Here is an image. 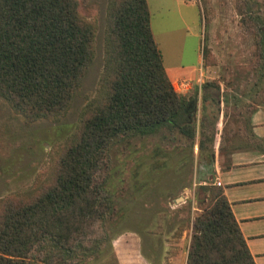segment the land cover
<instances>
[{"label":"trees","instance_id":"1","mask_svg":"<svg viewBox=\"0 0 264 264\" xmlns=\"http://www.w3.org/2000/svg\"><path fill=\"white\" fill-rule=\"evenodd\" d=\"M257 17L245 22L253 24L259 58L264 25ZM97 24L80 0H0V97L25 121L59 118L94 59ZM103 39L102 70L75 129L29 189L0 197V264H79L99 255L110 239L107 222L117 218L110 186L116 141L127 145L158 132L179 134L193 147L198 133L199 151L207 160L213 154L207 147L214 129L202 127L204 112L197 129L198 87L183 94L173 86L147 0H108ZM202 57L203 66L211 64L206 45ZM201 88L202 110L207 101L219 107L220 84L206 80ZM222 95L224 105L235 108L222 139L264 142L249 130L257 101L242 109L238 96ZM200 187L207 195L188 220L185 264H255L223 188Z\"/></svg>","mask_w":264,"mask_h":264},{"label":"rangeland","instance_id":"2","mask_svg":"<svg viewBox=\"0 0 264 264\" xmlns=\"http://www.w3.org/2000/svg\"><path fill=\"white\" fill-rule=\"evenodd\" d=\"M107 2L80 0L81 11L98 23L96 53L64 114L25 121L0 97V197L34 184L94 95L103 66ZM147 4L164 65L194 63L206 45L212 62L203 66L202 60L201 83L219 82L221 94L238 96L242 109L264 94V48L258 58L253 24L245 22L258 15L264 25V0H147ZM195 90L192 87L188 93ZM195 152L190 140L179 134L135 136L127 145L116 141L111 147L110 186L117 218L107 222L110 239L99 255L79 264H138L140 259L145 264H185L191 236L188 220L205 194L194 182ZM133 235H138L136 248L127 244Z\"/></svg>","mask_w":264,"mask_h":264},{"label":"crops","instance_id":"3","mask_svg":"<svg viewBox=\"0 0 264 264\" xmlns=\"http://www.w3.org/2000/svg\"><path fill=\"white\" fill-rule=\"evenodd\" d=\"M202 60L200 50L194 63L165 65L166 72L178 92L188 94L192 87H198L197 129L203 112L206 117L202 127L206 129L212 126L214 129L213 139L209 140L207 147L213 149V154L208 160L204 156L205 151L201 153L198 149L197 133L193 145L197 156L194 182L200 191L205 192L201 185L217 184L216 180L220 181L217 185L223 188L230 202L255 264H264V142L255 146L238 138L222 139L225 123L232 114L227 111L231 106L224 105L221 94L219 107L207 101L206 108L202 110ZM256 101L255 108L249 115V130L256 137L264 139V94ZM206 195L205 192L203 197ZM137 236L133 235L127 240V244L136 248L139 242ZM138 264H145V261L140 259Z\"/></svg>","mask_w":264,"mask_h":264},{"label":"built area","instance_id":"4","mask_svg":"<svg viewBox=\"0 0 264 264\" xmlns=\"http://www.w3.org/2000/svg\"><path fill=\"white\" fill-rule=\"evenodd\" d=\"M216 183H217V184H220V181H219V180H216Z\"/></svg>","mask_w":264,"mask_h":264}]
</instances>
